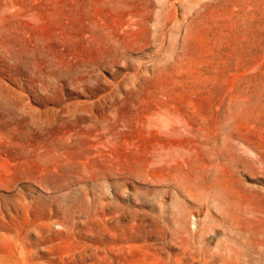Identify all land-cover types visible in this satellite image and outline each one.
Here are the masks:
<instances>
[{"label":"rangeland","instance_id":"rangeland-1","mask_svg":"<svg viewBox=\"0 0 264 264\" xmlns=\"http://www.w3.org/2000/svg\"><path fill=\"white\" fill-rule=\"evenodd\" d=\"M0 264H264V0H0Z\"/></svg>","mask_w":264,"mask_h":264}]
</instances>
